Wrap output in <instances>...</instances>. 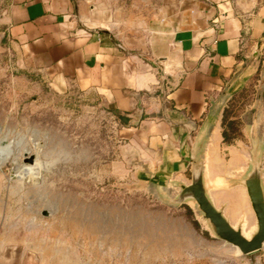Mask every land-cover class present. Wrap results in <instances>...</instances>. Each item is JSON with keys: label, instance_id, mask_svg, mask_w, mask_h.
Masks as SVG:
<instances>
[{"label": "rangeland", "instance_id": "obj_1", "mask_svg": "<svg viewBox=\"0 0 264 264\" xmlns=\"http://www.w3.org/2000/svg\"><path fill=\"white\" fill-rule=\"evenodd\" d=\"M113 1L124 11L130 2ZM10 3L0 0V175L15 222L56 243L46 249L56 264L63 258L65 264H262L264 250L236 255L212 236L192 203H171L177 187L143 182L162 152L158 135L146 137L150 127L144 122L158 123L149 99L163 94L166 59L126 51L151 67L158 84L125 90L136 107L120 112L100 89H82L69 80L59 86L27 66L5 38L1 21ZM111 12L115 8L108 7V23ZM259 82L258 71L230 98V119L241 134L259 115L257 131L264 129V90L260 112L255 104ZM33 157L40 167L28 162ZM213 195L232 225L241 222L246 231L255 226L241 187Z\"/></svg>", "mask_w": 264, "mask_h": 264}, {"label": "crops", "instance_id": "obj_2", "mask_svg": "<svg viewBox=\"0 0 264 264\" xmlns=\"http://www.w3.org/2000/svg\"><path fill=\"white\" fill-rule=\"evenodd\" d=\"M95 1L97 9L90 11ZM108 7L115 8L112 23ZM120 7L113 0H11L1 22L10 47L27 66L59 86L69 80L82 89H100L120 112L136 107L125 90L158 84L151 67L126 51L165 58L164 96L149 99L158 123L144 122L150 127L146 137L158 135L165 150L173 146L176 151L189 135L188 150L204 145L207 178L234 177L246 145L222 142L224 94L246 84L258 67L252 53L264 39V0H130L127 10ZM243 128L240 140L249 132ZM159 160V166L164 160L180 166L176 152ZM190 168L185 165L173 177L188 182ZM5 192L0 175V264H56L46 250L56 243L15 222Z\"/></svg>", "mask_w": 264, "mask_h": 264}, {"label": "water", "instance_id": "obj_3", "mask_svg": "<svg viewBox=\"0 0 264 264\" xmlns=\"http://www.w3.org/2000/svg\"><path fill=\"white\" fill-rule=\"evenodd\" d=\"M263 48L264 39L257 43L252 53L253 58L257 60L258 67L251 76H254L258 71L260 72V82L255 103L258 112L261 111L264 90ZM258 57L260 58L258 59ZM165 81L166 76L161 75V87L164 86ZM244 85L245 81L240 86L235 87V89L226 90L222 114L232 95L242 89ZM163 96L164 94H161V97ZM259 118L260 115L256 116L251 124H246L243 128V131H249L244 136H246L250 147L245 146L244 154H239V165L234 169L238 173L232 178H207L202 162L204 145L199 142L191 150H188L187 140L189 135L180 139L176 151L173 146L167 148L166 151L164 149L165 147L158 140V144L162 147V152L158 160L162 156L166 158L176 152L180 159L178 162L180 166H173V163H169L167 159L162 162L161 166L158 164L156 170L143 175L145 176L143 179L144 183L163 186L167 189L177 187L178 191L176 196L174 199H170V202L176 205L192 203L200 213L201 219L206 222L212 236L230 246L234 251L237 249L238 253L236 255H250L264 248V129L258 133L257 126ZM170 151L172 154H169ZM33 158L29 160L30 163ZM189 164L191 168L188 182H182L173 177L175 172L183 170L185 165ZM232 187H241L244 190L250 210L255 218V226L251 227L253 231L249 237H246V233L249 230L246 231L244 229V224H241V222L236 226L231 224L221 205L222 202L218 203L219 201L213 195L214 190L229 189Z\"/></svg>", "mask_w": 264, "mask_h": 264}, {"label": "trees", "instance_id": "obj_4", "mask_svg": "<svg viewBox=\"0 0 264 264\" xmlns=\"http://www.w3.org/2000/svg\"><path fill=\"white\" fill-rule=\"evenodd\" d=\"M232 99L227 107L224 109L222 116V142L224 145H232L236 140L242 137L241 130H238V122L236 120L230 119V108Z\"/></svg>", "mask_w": 264, "mask_h": 264}, {"label": "bare ground", "instance_id": "obj_5", "mask_svg": "<svg viewBox=\"0 0 264 264\" xmlns=\"http://www.w3.org/2000/svg\"><path fill=\"white\" fill-rule=\"evenodd\" d=\"M28 162H29V160H28ZM30 163V162H29ZM31 163H35V164H37L39 167H40V164H39V162H38V158H33V160H32V162ZM244 215V214H243ZM253 231V229L251 228L250 230H249V234L248 233H246V237H249V235L251 234V232ZM235 253L237 254L238 253V250L237 249H235Z\"/></svg>", "mask_w": 264, "mask_h": 264}]
</instances>
